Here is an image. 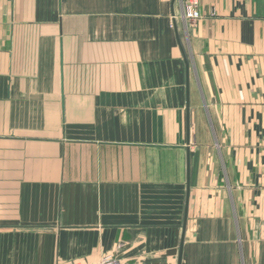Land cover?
Returning a JSON list of instances; mask_svg holds the SVG:
<instances>
[{"label": "crops", "instance_id": "obj_1", "mask_svg": "<svg viewBox=\"0 0 264 264\" xmlns=\"http://www.w3.org/2000/svg\"><path fill=\"white\" fill-rule=\"evenodd\" d=\"M199 10L0 0V264H264V0Z\"/></svg>", "mask_w": 264, "mask_h": 264}, {"label": "built area", "instance_id": "obj_2", "mask_svg": "<svg viewBox=\"0 0 264 264\" xmlns=\"http://www.w3.org/2000/svg\"><path fill=\"white\" fill-rule=\"evenodd\" d=\"M182 1V15L188 19L192 24L201 17L199 10V0H181ZM66 264H86L80 260H71ZM96 264H115V259L111 255H106Z\"/></svg>", "mask_w": 264, "mask_h": 264}, {"label": "water", "instance_id": "obj_3", "mask_svg": "<svg viewBox=\"0 0 264 264\" xmlns=\"http://www.w3.org/2000/svg\"><path fill=\"white\" fill-rule=\"evenodd\" d=\"M182 53H183V58H184V61H185L186 65H188L187 56H186V53L184 52V50H183V49H182ZM179 257H180V253H179Z\"/></svg>", "mask_w": 264, "mask_h": 264}]
</instances>
